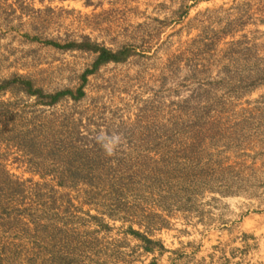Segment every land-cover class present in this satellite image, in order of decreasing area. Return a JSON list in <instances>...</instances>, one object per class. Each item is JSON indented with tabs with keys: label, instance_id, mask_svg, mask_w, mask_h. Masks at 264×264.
I'll use <instances>...</instances> for the list:
<instances>
[{
	"label": "rangeland",
	"instance_id": "1",
	"mask_svg": "<svg viewBox=\"0 0 264 264\" xmlns=\"http://www.w3.org/2000/svg\"><path fill=\"white\" fill-rule=\"evenodd\" d=\"M16 78L0 264H264V0H0Z\"/></svg>",
	"mask_w": 264,
	"mask_h": 264
},
{
	"label": "trees",
	"instance_id": "2",
	"mask_svg": "<svg viewBox=\"0 0 264 264\" xmlns=\"http://www.w3.org/2000/svg\"><path fill=\"white\" fill-rule=\"evenodd\" d=\"M57 47H59V45L55 44ZM66 48H76V49H80V50H88V51H93L95 53H99V57L97 59V61L94 64V69L93 71L98 70V68L101 65H105L111 62H115V63H120L123 61H126V59L130 56L129 52H119L114 54L112 51L106 49V48H100L96 45H92V44H88V43H84V44H76V43H72L69 44L68 46H66ZM93 71H87L84 75H83V79L86 81V78L88 75L93 74L95 72ZM14 84H21L24 89H26V91L28 92V94L30 95H42L39 91H33L32 88V84L29 81H26L25 79L22 78H16L12 81H7L5 82L2 86H0V89H7L8 87L14 85ZM70 95L72 98H74L75 100H79L81 98L84 97V92L83 89H79L77 91V95H75L72 91H64V92H60L54 96H49V98L51 99V103H56L59 99H61L62 97L68 96ZM137 234V233H135ZM138 235V234H137ZM146 240V239H145ZM148 243H152L149 240ZM150 251V249H148Z\"/></svg>",
	"mask_w": 264,
	"mask_h": 264
},
{
	"label": "clouds",
	"instance_id": "3",
	"mask_svg": "<svg viewBox=\"0 0 264 264\" xmlns=\"http://www.w3.org/2000/svg\"><path fill=\"white\" fill-rule=\"evenodd\" d=\"M113 143H114V141H113ZM106 148H107L109 154H111V152H112V144L110 143L109 145H106Z\"/></svg>",
	"mask_w": 264,
	"mask_h": 264
}]
</instances>
